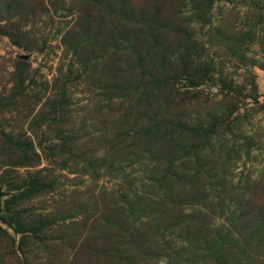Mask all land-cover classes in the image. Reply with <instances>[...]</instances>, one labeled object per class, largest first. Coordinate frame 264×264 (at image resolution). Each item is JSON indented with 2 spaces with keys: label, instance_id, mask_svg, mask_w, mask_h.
<instances>
[{
  "label": "rangeland",
  "instance_id": "1",
  "mask_svg": "<svg viewBox=\"0 0 264 264\" xmlns=\"http://www.w3.org/2000/svg\"><path fill=\"white\" fill-rule=\"evenodd\" d=\"M0 264H264V0H0Z\"/></svg>",
  "mask_w": 264,
  "mask_h": 264
},
{
  "label": "water",
  "instance_id": "2",
  "mask_svg": "<svg viewBox=\"0 0 264 264\" xmlns=\"http://www.w3.org/2000/svg\"><path fill=\"white\" fill-rule=\"evenodd\" d=\"M2 192H1V189H0V196H1Z\"/></svg>",
  "mask_w": 264,
  "mask_h": 264
}]
</instances>
